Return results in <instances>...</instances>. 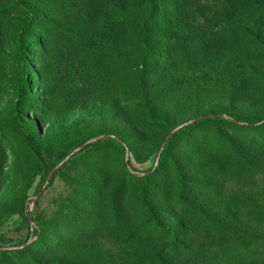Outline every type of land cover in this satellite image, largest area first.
Instances as JSON below:
<instances>
[{
  "label": "rangeland",
  "instance_id": "1",
  "mask_svg": "<svg viewBox=\"0 0 264 264\" xmlns=\"http://www.w3.org/2000/svg\"><path fill=\"white\" fill-rule=\"evenodd\" d=\"M30 2L40 16L23 45L13 36L22 28L17 14L2 20L0 36V246L20 247L0 252V264H240L242 218L256 199L264 207V130L195 124L156 167L174 136L169 127L209 112L264 116V28L251 27L258 41L247 51L234 47L245 55L236 59L227 56L234 38L223 22L191 23L214 31L203 50L207 40L179 24L181 51L191 41L205 54L165 65L167 40L154 25L148 62L131 68L121 41L51 31L55 21L66 28L65 0ZM16 112L50 164L99 138L62 165L40 197L44 166L26 146ZM108 134L125 146L100 138ZM241 157L259 165L252 178L243 176ZM156 219L175 228L176 241ZM178 244L177 256L162 254Z\"/></svg>",
  "mask_w": 264,
  "mask_h": 264
},
{
  "label": "trees",
  "instance_id": "2",
  "mask_svg": "<svg viewBox=\"0 0 264 264\" xmlns=\"http://www.w3.org/2000/svg\"><path fill=\"white\" fill-rule=\"evenodd\" d=\"M63 5L62 9H64L65 14L61 17V21L65 23L66 28L60 30L61 23L55 21L50 25L52 32H61L64 35L77 34L81 38L97 37L102 34V37H110L111 44L121 41L119 47L122 45V51L129 50L132 54V58L127 62L131 68L145 65L148 62L152 52L151 40L154 36V25L162 26L164 33L161 36L167 40L166 55L169 58L162 60L165 61V65H168V60L176 61L178 57L182 60L186 59L187 56L190 60H199L200 57L204 56L205 53L202 54V50L206 46L208 48L207 42L214 38V31L210 27L191 29V23L210 22L213 18L223 22V31L227 32L231 38H238V40L234 41L233 39L229 42L230 52L227 53V56L236 59L245 56L240 53L241 50L253 49L252 43L254 42L250 43V41H258L257 35L250 31L251 27L264 28V0H65ZM13 14H17L22 20V28L13 32V36L16 37L20 47L23 45V35L36 24L40 13L38 7L30 0H0L1 37L5 35V24L2 20L10 18ZM179 24L187 25L186 33L191 30L197 34L199 39L207 40L206 43L202 42V50L198 48L195 42L188 41L184 44L185 53L181 51V44L177 41L180 38V33L176 31V26ZM238 46L241 50L234 49ZM193 73L195 74V72ZM196 76L197 74L195 78ZM24 82L25 79L21 84ZM21 98L20 87L17 100L20 101ZM193 119L198 120L179 128L174 132V136L168 140L165 148L160 151L156 169L161 168L167 161L171 154V145L174 139L195 124L224 123L247 129L264 130V116L249 119L233 113L209 112ZM190 120L192 119L185 122ZM14 121L30 152L44 166V179H46L58 164H50L47 161L42 145L34 138L24 119L17 112L14 115ZM181 124L169 127V131L173 132ZM117 143L120 147L125 146L120 140ZM75 149L61 154L59 161H63ZM239 167L243 170V176L251 175V178L259 171L258 164L246 163L245 158H242ZM54 177L55 174L50 184L53 183ZM256 205V208L247 212L242 218L243 228L237 236L242 241V247L237 251L241 258L240 264H264V207L262 202L257 199ZM41 222L42 224L38 225L35 232L38 237L42 236L45 231L44 221ZM155 223L162 230L169 231L173 241L177 240L175 228L164 229L159 219H156ZM234 236L236 238V232ZM182 247L181 244L169 246L161 252L165 257L172 258L177 256L176 252ZM12 250L7 249L0 252L13 253ZM226 263L229 264L228 261Z\"/></svg>",
  "mask_w": 264,
  "mask_h": 264
},
{
  "label": "water",
  "instance_id": "3",
  "mask_svg": "<svg viewBox=\"0 0 264 264\" xmlns=\"http://www.w3.org/2000/svg\"><path fill=\"white\" fill-rule=\"evenodd\" d=\"M198 119H192V120H190V121H188V122H185V123H183V124H181L180 126H178L173 132H175V131H177L179 128H181V127H183V126H185V125H188V124H190V123H194V122H196ZM117 138L118 140H120L117 136H115V135H111V134H108V135H104V136H102V137H100V138ZM97 139H99V138H95V139H91V140H88V141H86L85 143H83L82 145H80L79 147H77L70 155H68L61 163H59L50 173H49V175H48V177H47V179H46V183H45V186H44V188H43V190L39 193V194H37L36 195V197H40V195L46 190V188H47V186L50 184V181H51V179H52V177H53V175L58 171V169L62 166V165H64L69 159H71V157L74 155V154H76L77 152H79V151H81L85 146H87V145H89L90 143H92L93 141H95V140H97ZM168 140H169V136L165 139V141H164V143H163V145H162V147H161V151L165 148V146H166V144H167V142H168ZM121 141V140H120ZM126 163L128 164V165H130V161H129V156L127 155V157H126ZM131 171L132 172H134L132 169H131ZM27 244H25V245H23L24 247L26 246ZM18 248H20V247H2V246H0V251H2V250H7V249H18Z\"/></svg>",
  "mask_w": 264,
  "mask_h": 264
}]
</instances>
